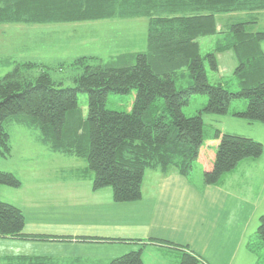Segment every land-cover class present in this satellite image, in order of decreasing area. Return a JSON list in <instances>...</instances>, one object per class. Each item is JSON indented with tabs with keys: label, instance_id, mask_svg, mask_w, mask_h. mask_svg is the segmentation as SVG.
Instances as JSON below:
<instances>
[{
	"label": "trees",
	"instance_id": "trees-1",
	"mask_svg": "<svg viewBox=\"0 0 264 264\" xmlns=\"http://www.w3.org/2000/svg\"><path fill=\"white\" fill-rule=\"evenodd\" d=\"M264 0H0V23H69L101 19L147 18L140 49L104 57L78 56L54 78L48 67L0 59L13 64L0 76V158L11 156L8 125L20 124L35 141L52 152L79 158L90 173L91 190L110 188L115 202L140 199L146 169L170 170L190 182L198 161L205 163L202 186L216 185L243 159L259 158L260 142L214 129L213 155L204 138L202 115L215 114L264 122V29L256 27ZM239 13L240 15H233ZM229 14L217 32L215 16ZM220 33L213 49L201 53L199 38ZM230 50L236 59L232 91L220 73L216 54ZM186 67L191 82L177 86V72ZM207 69L214 82H210ZM68 81L70 84H68ZM135 91L129 111L107 107L110 95ZM86 94V106L78 94ZM194 95L207 97L195 114L187 115ZM244 100V108L235 100ZM236 104V105H235ZM235 105V106H234ZM20 179L0 170V186L18 188ZM0 237L15 241L67 240L24 231L20 208L0 200ZM82 240V239H80ZM124 241L125 239H111ZM152 241V240H151ZM171 244L167 241H155ZM178 264H209L184 246ZM253 264H264V213L247 243ZM4 260V261H3ZM1 264H56L50 257L11 256ZM103 264H142L140 249Z\"/></svg>",
	"mask_w": 264,
	"mask_h": 264
},
{
	"label": "crops",
	"instance_id": "crops-1",
	"mask_svg": "<svg viewBox=\"0 0 264 264\" xmlns=\"http://www.w3.org/2000/svg\"><path fill=\"white\" fill-rule=\"evenodd\" d=\"M49 152L50 156L60 154ZM205 165L198 161L192 182L174 170L163 173L146 169L141 197L132 202H115L110 188L92 191L90 173L76 174L78 170L86 171V165L68 171L57 167L52 173L54 178L48 183L57 179L71 183L58 191L71 206L81 201V187L77 185L87 187V193L82 192V195L88 196L89 204L85 205L88 209L75 217L56 219L35 216L39 208L27 217L23 206L12 202L10 196H4L14 191L0 186V200L22 211L25 232L69 238L23 243L26 241L0 237V258L42 256L52 258L56 264H103L110 258L140 249L142 264L146 261L178 264L182 251L176 245L202 256L209 264H253L255 257L247 243L256 230L251 232L252 224L254 220L258 223L262 212L255 214L256 207L251 209L250 201L234 190V169L223 174L218 184L202 186ZM31 199L29 203L34 204L35 198ZM116 238L125 240H111ZM159 240L173 245L155 242Z\"/></svg>",
	"mask_w": 264,
	"mask_h": 264
},
{
	"label": "rangeland",
	"instance_id": "rangeland-1",
	"mask_svg": "<svg viewBox=\"0 0 264 264\" xmlns=\"http://www.w3.org/2000/svg\"><path fill=\"white\" fill-rule=\"evenodd\" d=\"M259 15L260 18L256 27L264 29V11H261ZM229 16V14L215 16L217 32L225 30ZM146 32L147 18L143 17L110 18L59 24L0 23V59L10 57L17 63L40 64L48 67L54 78H61L66 76L67 70L61 71L60 68L63 65H68L78 56L95 55L105 58L107 55L119 51L140 49L144 44ZM219 34L199 38L202 54L213 49L216 41L220 39ZM260 45L264 49V41ZM216 56L224 82L230 90H237V81L232 76L237 64L233 53L230 50H225L218 52ZM12 67L13 64L3 66L0 63V76L7 73ZM207 73L210 82L213 83L214 80L209 69H207ZM177 74L178 87H186L191 82L186 67L180 69ZM68 84H70L69 81ZM134 96V90L128 94L110 95L107 107L113 110L129 111ZM78 100L80 105L83 103L82 106H86L85 93H79ZM206 100L207 97L204 95L192 96L188 106L183 108L184 113L187 115L195 114L206 103ZM233 102H237V107L240 109L244 108V104H242L244 100L238 99ZM202 118L204 138L211 155H213L214 146L217 143L211 138L214 129H218L222 133L247 136L262 144L263 152L259 158L243 159L236 165L233 171L234 180L232 184L235 186L234 190L238 191L236 193L242 194L244 198L250 201L251 209L253 206L256 207L255 214L260 211L263 214L264 122H250L241 118L207 113H204ZM7 129L11 135L12 154L6 160L0 159V170L14 172L22 185L18 189L11 188L14 193L6 192L4 196H10L13 198L11 199L12 202L23 206L26 209L27 217L38 208V211L34 212L35 216L55 217V219L57 217H75L88 209L85 205L89 204V198L88 196L84 198L82 195V192L87 193V187L81 184L77 185V187L79 185L81 187H79L81 189V201L71 206L60 194L62 189L68 188L71 183H62L59 181L60 179L54 182L56 184L48 183V180L54 178L55 174L52 173L57 167L64 168L66 171L71 170L72 167L80 168L86 165L83 160L60 154L50 156V150L39 145L32 132L23 125L14 123L8 125ZM84 183L87 184V182ZM45 185L47 186L42 189ZM40 188L43 192L40 191ZM31 198H35L34 204L29 203L32 201ZM92 205L95 204L92 203ZM257 224L254 220L251 232L257 228ZM153 263L155 262H145V264Z\"/></svg>",
	"mask_w": 264,
	"mask_h": 264
}]
</instances>
